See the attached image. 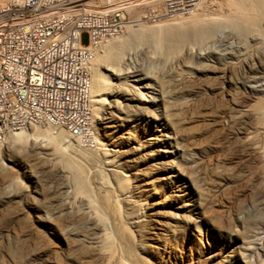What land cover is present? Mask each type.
<instances>
[{"label":"bare ground","instance_id":"obj_1","mask_svg":"<svg viewBox=\"0 0 264 264\" xmlns=\"http://www.w3.org/2000/svg\"><path fill=\"white\" fill-rule=\"evenodd\" d=\"M12 1L22 2L4 0L0 5L6 4L5 7L9 8ZM90 1L97 9L115 8L121 4L132 8L138 3H130V0ZM221 1L220 9L215 14L207 15L204 12L206 15L197 17L200 14L196 12L200 9L197 4L187 18L177 15L182 20L173 21L175 27L188 22L187 36L199 39L198 47L188 46L197 64L191 68L201 73L199 78L209 77L220 68L218 75L227 81V86L221 87V94L229 91L231 85L235 89L240 87L239 100L232 101L228 109H217V117H204L206 97L215 89H207L203 86L205 83L201 85L196 80H187L193 73L192 69L174 73V79L180 86V90H176L180 95L175 97L173 92L166 89L163 81L153 78V84H149L146 73L130 69L131 66L124 62V51L129 57L128 41L136 37L149 39V43L153 41L150 25L139 24L150 21L144 19L146 16L141 19H138L141 16H136L137 23L134 21L126 25L127 30L123 34L120 31L97 48L89 65L90 108L95 138L93 149L69 136L66 131L50 125H41L45 126L43 129H38L39 125H32L10 132L0 142V171L6 169L5 173L9 174L19 169L28 181L16 197H35L36 191L31 184L39 180L31 173L28 161L49 167L52 187L57 195L61 193L63 196L59 195L52 211L49 208L51 214L46 209L34 207L32 215L36 216L43 233L64 242L70 250L69 253L60 254L66 262L64 264H200L202 261L204 264H264V220L260 217L249 219V222L237 217L235 225L229 228L225 225V241L232 242L228 249L225 248L227 243L224 246L212 244L198 256L191 257L190 253L184 257L178 255L186 233H199V222L205 214L203 209L208 208L206 205L210 203L206 204L203 198L204 192L211 189L209 185L206 186L205 175L210 171L216 174L221 172L219 164L210 159L205 162L204 158H196L197 153L193 152L192 146H187L193 138V127L187 124H198L200 128H205L216 123V126L223 127L224 132H232L235 128L234 117L247 118L250 130L246 129L247 133L238 131L246 135L243 144L245 155L257 153L264 157V0ZM193 4L195 6L196 3ZM162 5L164 8L165 2ZM6 8L0 7V11ZM146 15L152 19L150 9ZM229 20L232 26L228 27L226 22ZM158 21L153 23L161 26ZM214 44L222 47L218 51L210 50ZM233 66L240 70L239 77L233 79L231 84L229 70ZM116 94L122 98L124 112L131 111V116L137 118L131 117L129 125L122 131L114 128L110 133L103 134L102 138H107L109 145V148H105L106 144L97 137L94 119L98 118L105 104L114 101L110 97ZM251 99L252 104L247 106V101ZM147 104L153 108L148 109ZM140 119L144 123L135 124L134 121ZM108 127L109 124H106L104 129ZM28 128L33 131H26ZM195 128L197 131L198 128ZM39 135H42L40 139ZM3 158L12 165L4 163ZM82 161H88L90 165L100 161L106 166L105 175L110 180V186L106 187V181H102L103 172L98 170L103 173L98 175L97 171L87 170L102 179L101 182L97 179L99 182L95 185L97 204L79 195L77 189L84 183L78 181L76 173L67 170L79 168ZM61 162L62 166L59 164ZM218 176L216 183L219 186L225 184L226 178ZM81 177L84 181V176ZM130 179L134 181L131 184ZM17 182L23 183L21 180ZM163 209L167 210L166 213H163ZM224 221L227 219L213 217L210 225L219 229ZM157 225H163L167 230L157 231Z\"/></svg>","mask_w":264,"mask_h":264},{"label":"rangeland","instance_id":"obj_2","mask_svg":"<svg viewBox=\"0 0 264 264\" xmlns=\"http://www.w3.org/2000/svg\"><path fill=\"white\" fill-rule=\"evenodd\" d=\"M3 1L4 0H0V3ZM134 1H138V3L132 8H128L123 4L119 5V7L122 6L125 8L126 17L128 16V18L133 19L131 21L132 23H134V21L136 22L137 17L141 16L138 18L141 19L146 16L144 19L150 22H148V24H143L145 21H142V23L139 24L150 25L153 29V41L149 43V39L138 37L128 41L127 51L129 52V57H126L127 52L124 51V62L131 66L130 69H136L137 71H141V73H146L148 76L146 82L149 84H153V78L160 82L163 81L166 89L173 92L175 97H177L180 95L177 93V91L180 90V86H178L179 84H177L174 79V73L187 71L192 69L191 67H196L197 64L195 58L192 56V53L188 51V49L192 46L198 47L200 43L197 37L192 35L187 36L189 31L188 22L186 24L188 27L186 25L175 27L173 21L176 22L178 19L182 20L181 17L183 16L187 18L189 13H191L194 8H197V4L199 5L198 7H200L199 10H196L197 13H200L197 17H201L206 14L211 15L209 13L215 14L219 11L217 9H220L219 4L222 1L173 0L174 2L176 1V5H178L182 10H178L174 14L175 17L172 16L166 18L159 16L156 18L153 16V20L148 18L146 12L152 7V9H154L153 12L158 13L157 9L163 11L162 9L164 8H162V4H164L166 0H163V2H159L162 0H158L157 2L156 0H130V3ZM14 2L15 1H12V4ZM193 3H196L195 6ZM95 5H97V3ZM5 6L6 4L0 5V7L6 8ZM129 9H132V12H130ZM158 14H161V12ZM177 15L182 16L178 18ZM160 19L161 21H158ZM157 21L158 23H161V26L154 24ZM132 23H129V25ZM226 23L225 24L228 27L232 26L230 24V20ZM126 25L123 26L120 34H123V31L127 30L125 27ZM221 47L222 46L219 44H214L210 47V50L212 49L213 51H218ZM239 70L240 68L237 66H233V68L229 70V80L231 84L233 79L236 80L239 77ZM192 71V75L189 76L187 80H196L195 82L198 84L205 83L203 86L207 89H215L214 93H211L209 97H206V103H204L206 106L204 111L205 118H209L212 115L217 117V109H228L232 106V101H237L241 97L240 93H238L240 91V87L235 89V87L232 88V85L229 91L221 94V90L223 91L221 87H226L227 81L223 80L218 75L220 74L219 72H221L220 68L211 73L209 77L207 76L208 78H199L198 76L201 73L193 69ZM110 77H113V75L110 74ZM110 98V100L114 99V101H110L109 105L105 104L102 111L99 112L98 118L94 119V125L96 127L95 130L98 135L97 137L100 141L106 144L104 145L105 148H109V145H107V138H102L103 134L110 133L111 129L113 131L114 128H118L119 130L121 129L122 131L126 125H129L128 120L131 119V117L134 119L137 118L136 116H131V111L124 112V109L121 106L122 98L120 94H116ZM251 100L247 101V106L252 104L253 100ZM107 106H109V109H106ZM145 106H147L148 109L153 108V106H149L148 104ZM104 117H108L109 120L104 119ZM233 121H235L234 132L229 130H225L224 132L222 129L223 127L216 126V123L205 128H200L198 124H187L188 127H193V138L187 146H192L191 148L193 149V152L197 153L195 156L196 158H204L205 162L210 159L212 162L219 164L221 172L216 174V172L210 171L205 175L206 186L209 185L208 187L211 189H209L208 192H204L203 198L206 204L208 202L210 203H208L209 205H206L208 208L204 207L203 209L205 214L204 218H202L199 222V233L197 234V232H193V234H191L187 232L184 236L181 243L182 248L181 250H178L179 256L184 257L186 253H190L192 255L191 257L198 256L203 254L205 249L212 246V244H215L216 246H224L227 243L228 246L225 248L228 249L230 247V243L232 242L225 241L227 236V228L225 225H228V228L235 225L239 217L245 218L246 222H249V219H254L256 217H260L259 219L263 218L264 220V157H260L257 153H251L247 156L245 155L243 144L246 135L238 133V131L241 130L247 133V130H250L248 129V120L247 118L234 117ZM134 122L137 125L139 123H144L141 119L138 121L135 120ZM106 124H109V127L104 129ZM195 127L198 128L197 131ZM43 128H45V126L39 125L38 129ZM26 131L32 132L33 130L32 128H28ZM41 136L42 135H39L38 138L40 139ZM4 140L0 142H3ZM46 148L48 149L49 146ZM91 149H93V147H91ZM3 162L11 164L4 158ZM28 162L30 164L31 173L39 180L37 183L34 182L31 184V188L36 191L33 199L26 198L25 196L16 197L17 194H21L23 185L28 182L25 178H23L21 170H13L12 173L9 174L5 173L7 171L6 169H2L0 171V264H64L66 262L60 254L69 253L70 250L65 246L64 242L56 240L55 237L48 233H43V229L36 220V216L32 215L35 212V210H33L35 209L34 207L38 210L46 209L49 212L51 209L52 211L54 203H56L55 201L59 199V195L61 193L57 195L58 193H56L52 187L53 182L49 179V175H51L49 167L46 166L48 169L47 171L46 167L42 165V163H34L32 161ZM79 163L80 165L82 164L79 168H67V170L70 173H76L78 181H80L81 184L84 183L81 185L82 187H80L82 191L77 189V192L80 191L79 195L86 199H90L94 202V204H97L95 203V198L97 197V190L95 189L97 181L99 182L100 180L101 182L102 180L99 178L100 176L98 177V175L103 173L105 175L107 173L105 169L106 166L103 163L101 164L100 161H96L94 162L95 164H92L94 168L88 161H82V163ZM59 164L62 166V162ZM101 166L102 169L100 168ZM13 167L17 168L16 166ZM91 167L93 170H91ZM87 170L92 172H98L99 170V172L103 173L98 172L99 174L97 173L98 175L94 176L92 173H88L89 171ZM16 171L18 173H16ZM124 173L130 175V173ZM104 175L102 180L103 182L106 181L104 182V186H110L109 177ZM218 175L226 178L225 184L219 186L216 183V180H218L219 177ZM81 176H84V181ZM17 180H21L23 183L20 184ZM85 180L88 181L85 182ZM133 182V180H129L130 184ZM212 188H214V190L217 188L218 190L214 191ZM93 191L94 193H92ZM113 194L115 193L113 192ZM94 195L96 196L94 197ZM60 196L62 197L63 194ZM112 198L114 199L115 197L112 196ZM203 198H201V201ZM162 211L163 213H166L167 210L163 209ZM213 217H219L223 220L227 219V221L230 218L231 219L228 221V224L227 221H224L223 226H219V229H215L212 225H210L211 218ZM157 226V231L163 232L167 230V228L163 225ZM42 239H44V241ZM204 263L205 262L202 261L200 264Z\"/></svg>","mask_w":264,"mask_h":264},{"label":"built area","instance_id":"obj_3","mask_svg":"<svg viewBox=\"0 0 264 264\" xmlns=\"http://www.w3.org/2000/svg\"><path fill=\"white\" fill-rule=\"evenodd\" d=\"M176 4L150 9L152 20L172 17L182 10ZM132 20L122 6L97 9L90 0H22L0 11V141L50 125L92 147L89 65Z\"/></svg>","mask_w":264,"mask_h":264}]
</instances>
